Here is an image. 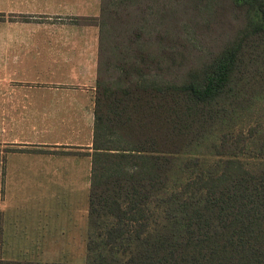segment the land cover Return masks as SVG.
Instances as JSON below:
<instances>
[{"label": "trees", "instance_id": "trees-1", "mask_svg": "<svg viewBox=\"0 0 264 264\" xmlns=\"http://www.w3.org/2000/svg\"><path fill=\"white\" fill-rule=\"evenodd\" d=\"M80 20L99 30L80 264H264V122H242L264 0H100Z\"/></svg>", "mask_w": 264, "mask_h": 264}, {"label": "crops", "instance_id": "crops-1", "mask_svg": "<svg viewBox=\"0 0 264 264\" xmlns=\"http://www.w3.org/2000/svg\"><path fill=\"white\" fill-rule=\"evenodd\" d=\"M99 9L100 0H0L3 259L43 262L38 256L44 255L45 260L59 262L55 259L59 258V194L70 196L83 186L89 194L98 37L96 27L72 19L95 17ZM45 75L51 80L44 81ZM73 77L85 78L92 84L90 89L77 90L81 84L63 83ZM79 110L83 112L80 119ZM83 132L85 136H81ZM73 145L87 148L84 162L79 154L61 152L71 151ZM62 146L66 147L60 149ZM28 194L35 199L27 202L24 197ZM88 194L81 211L84 218ZM50 198L57 200L55 205H50ZM64 212L72 222V212ZM51 219L58 230L52 238L47 231ZM16 245L28 246L18 253L29 255L31 250V257H13L17 253L11 246ZM43 245L47 250L35 255Z\"/></svg>", "mask_w": 264, "mask_h": 264}, {"label": "rangeland", "instance_id": "rangeland-1", "mask_svg": "<svg viewBox=\"0 0 264 264\" xmlns=\"http://www.w3.org/2000/svg\"><path fill=\"white\" fill-rule=\"evenodd\" d=\"M121 5H116V6H111L110 7V11H115L117 10L118 12H121ZM83 17H92V16H75L72 19V22L77 23V24H82V25H89V26H94L97 28V37L99 35V30L98 27L93 25V24H86V23H82V21L80 20V18ZM72 18V17H71ZM107 18V17H106ZM102 17H100L99 21L101 22ZM98 23V21H97ZM105 30V28H104ZM218 32H216L214 35H212V41L209 42V44L211 43L213 47H217L219 44V37H218ZM206 38L207 36H202L201 38L199 37V41L197 42V45L199 47V49H204L205 46V42H206ZM89 40V38H88ZM207 44V43H206ZM109 45V43H108ZM208 46V44H207ZM32 77V75H31ZM44 81H49L51 80V78L47 75L42 76ZM59 79L65 80L62 77H60ZM66 81L68 82H63V83H67V84H81V87H78L77 90H79L80 88H84V90H89L90 89V82L85 79V78H80V77H73V78H66ZM84 83V84H83ZM77 87V86H76ZM59 88L64 89V86H59ZM64 92V91H63ZM87 92H91V91H87ZM86 95H90V94H86ZM89 97V96H88ZM85 103V101H82L81 103ZM83 115V112H81V110H79V119L80 116ZM252 116L250 119L248 118H244V120H242V122L245 123V126H251L253 123H255L257 120L263 121L264 122V95L259 96L258 98L255 99V103L252 106V109L250 110V115ZM85 119V117H82L81 120L83 121ZM258 122V121H257ZM80 125H81V121H80ZM81 136H85V132H83L81 134ZM77 142H73V144H76ZM66 146H62L60 147V149L65 148ZM70 148H72L71 151H61L63 153L69 152V153H73V154H79L82 157V160L84 162V158H85V154H86V147L83 146H69ZM82 150V151H81ZM60 152V151H59ZM83 166V165H82ZM64 194V195H63ZM87 194L88 191L85 190V187L83 186L80 189H75L74 192H71L70 196H68L67 194H65V192H62L61 194H59V258H55V259H59V262H66V263H74V264H80L83 263L85 258H86V242H87V235H88V220L87 219V215H85V218L83 216H81V211L82 209L85 207V204L87 202ZM24 199H27V202L34 200L35 196L32 194H28L24 197ZM50 205H55L57 200L55 198H50ZM65 210H70L72 212V219L73 221H67L66 220V214H65ZM50 216H53L52 214H50ZM71 216V215H70ZM54 220H48V235L50 238H52V233L55 231L57 232V228H54L55 223L53 222ZM64 235V236H63ZM67 235V236H66ZM28 246H21V245H16V246H11L12 252L13 253H17L15 256L17 259L18 258H30L31 254L33 253V251H29V255H21L18 252H25L26 248ZM39 247V246H38ZM50 247V246H48ZM1 248V246H0ZM46 246L43 245L40 249H37L34 253L35 255H39L40 253H44L46 251ZM13 255V254H10ZM44 255L38 256L39 259L43 260V262H50L48 260H45ZM45 260V261H44ZM54 262V261H51Z\"/></svg>", "mask_w": 264, "mask_h": 264}]
</instances>
